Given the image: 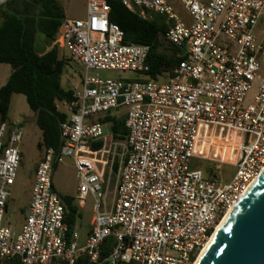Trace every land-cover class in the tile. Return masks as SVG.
I'll return each instance as SVG.
<instances>
[{
  "label": "built area",
  "instance_id": "obj_1",
  "mask_svg": "<svg viewBox=\"0 0 264 264\" xmlns=\"http://www.w3.org/2000/svg\"><path fill=\"white\" fill-rule=\"evenodd\" d=\"M121 3L143 18L164 15L160 36L178 50L179 62L172 73L153 78L90 74L146 75L149 45L124 41L106 0H87L84 18L62 19L53 44L67 50L84 72L72 87L73 100L60 101L67 115L60 124V145L44 147L34 168L19 232L3 220L21 161L23 120L0 123V260L75 264L85 257L82 264H194L264 169V73L258 75L264 60V0ZM256 76L259 85L247 99ZM120 108H125L127 134L117 140L110 123L101 119ZM94 115L102 118L94 121ZM66 158L76 170L78 205L89 194L95 200L83 246L75 229L67 237L65 207L53 190L54 166ZM191 158L212 163L210 173L189 168ZM221 165L234 168L227 183L218 180ZM109 237L113 243L103 257Z\"/></svg>",
  "mask_w": 264,
  "mask_h": 264
},
{
  "label": "trees",
  "instance_id": "obj_2",
  "mask_svg": "<svg viewBox=\"0 0 264 264\" xmlns=\"http://www.w3.org/2000/svg\"><path fill=\"white\" fill-rule=\"evenodd\" d=\"M1 1V0H0ZM110 6L109 18L124 32V41L149 45L147 77L156 73H172L178 64V51L172 44L164 43L160 33L166 29L164 15L155 14L147 19L129 11L121 0H106ZM65 17L58 0H3L0 2V63L9 64L11 72L6 82L0 86V123L8 118L11 97L15 93L25 96L35 123L41 130L39 147L60 145V124L67 115L57 107L58 101L71 102V86H63L61 79L65 69L73 61L70 56L60 55L63 48L53 44L57 29ZM37 33L43 38L37 44ZM102 121L110 123V130L117 140L127 134L124 116L116 117L110 113ZM100 143H95V147ZM118 158L114 161L116 173ZM209 171V170H208ZM65 207V221L68 226L67 237L75 229L80 216L79 206L73 196L61 197ZM113 243L111 237L102 245V256H106ZM85 257L77 259L82 264ZM0 264H21L18 257L0 260ZM51 264H65L55 259ZM132 264V263H120Z\"/></svg>",
  "mask_w": 264,
  "mask_h": 264
},
{
  "label": "rangeland",
  "instance_id": "obj_3",
  "mask_svg": "<svg viewBox=\"0 0 264 264\" xmlns=\"http://www.w3.org/2000/svg\"><path fill=\"white\" fill-rule=\"evenodd\" d=\"M58 2L64 10V18H84L86 16L87 0H58ZM175 6L177 11L185 17L178 2ZM42 38L43 34L37 33V44H39ZM164 43L166 42L164 41ZM60 55L69 56L68 51L65 49H63V53L60 52ZM10 72L11 67L9 64L0 63V86L6 82ZM83 72L84 70L80 65L71 61L65 69V75H63L61 79L62 85L65 87H73L79 82L80 75H82ZM96 73L102 78H147V75L145 74H134L131 72L120 73L112 70L90 71V74ZM263 73L264 60L261 62L258 75L261 76ZM259 81L260 78L257 76L251 81V88L248 91L247 99H250L256 92ZM57 107L59 110L65 111V107L62 102L58 101ZM111 113L117 117H121L125 113V108H120L112 111ZM91 118L94 121H99L102 116L94 115ZM14 119L23 120V135L20 142L21 161L16 171L15 180L9 189L10 195L3 223L11 224L15 227V231L19 232L27 215V204L33 184L34 168L42 157L44 146H38V142L42 139L41 130L35 123L34 113L28 107L25 96L20 93L12 95L8 109L7 120L11 121ZM189 168L201 169L209 174L212 169V163L197 158H191L189 160ZM233 170L234 168L230 165H221L220 169H218V180L222 183L229 182L233 175ZM112 181L114 182V177H112ZM52 184L54 192L60 199L65 195H70L75 198L77 194L78 181L76 179V170L70 158H66L63 162L57 163L54 166ZM111 196L112 195H109V197ZM100 200L103 204V199L101 198ZM94 201V197L89 194L87 195L84 203L81 206L78 205L80 216L76 220L75 230L79 234V237L77 238L79 246H83L85 244L88 228L92 223L94 215Z\"/></svg>",
  "mask_w": 264,
  "mask_h": 264
},
{
  "label": "water",
  "instance_id": "obj_4",
  "mask_svg": "<svg viewBox=\"0 0 264 264\" xmlns=\"http://www.w3.org/2000/svg\"><path fill=\"white\" fill-rule=\"evenodd\" d=\"M194 264H264V170L222 219Z\"/></svg>",
  "mask_w": 264,
  "mask_h": 264
},
{
  "label": "crops",
  "instance_id": "obj_5",
  "mask_svg": "<svg viewBox=\"0 0 264 264\" xmlns=\"http://www.w3.org/2000/svg\"><path fill=\"white\" fill-rule=\"evenodd\" d=\"M33 181H34V174H33ZM30 196H31V191H30ZM30 196H29V200H30ZM29 200H28V204H27V211H28ZM7 205H8V203H7ZM6 211H7V207H6ZM90 227H91V224H90V226L88 228V232L90 230Z\"/></svg>",
  "mask_w": 264,
  "mask_h": 264
},
{
  "label": "bare ground",
  "instance_id": "obj_6",
  "mask_svg": "<svg viewBox=\"0 0 264 264\" xmlns=\"http://www.w3.org/2000/svg\"><path fill=\"white\" fill-rule=\"evenodd\" d=\"M263 170H264V169H263ZM263 170H262V171H263ZM262 171H261V172H262ZM220 223H221V222H220ZM220 223H219V224H220ZM219 224L217 225V227L219 226ZM217 227H216V229H217Z\"/></svg>",
  "mask_w": 264,
  "mask_h": 264
}]
</instances>
